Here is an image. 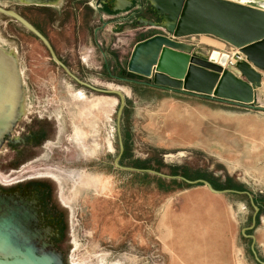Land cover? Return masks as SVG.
<instances>
[{
    "label": "rangeland",
    "instance_id": "1",
    "mask_svg": "<svg viewBox=\"0 0 264 264\" xmlns=\"http://www.w3.org/2000/svg\"><path fill=\"white\" fill-rule=\"evenodd\" d=\"M26 3L0 0L33 21L36 6ZM186 38L204 52H229L233 63L244 58L213 35L180 39L193 44ZM0 49L16 58L21 93L0 142V189L39 192L45 223L58 230L52 239L61 264H261L253 245L264 261V77L249 106L154 87L129 71L121 48L109 51L107 67L97 56L85 62L55 49L82 81L125 95L120 165L236 191L216 194L202 183L117 167L120 98L79 84L43 42L2 13ZM238 192L260 208L254 227L251 198Z\"/></svg>",
    "mask_w": 264,
    "mask_h": 264
},
{
    "label": "water",
    "instance_id": "2",
    "mask_svg": "<svg viewBox=\"0 0 264 264\" xmlns=\"http://www.w3.org/2000/svg\"><path fill=\"white\" fill-rule=\"evenodd\" d=\"M160 25L151 21L150 25L159 26L167 34H156L139 42L132 53L128 69L153 80L150 85L177 89L212 96L238 104L251 105L256 101V90L262 86L264 77V1L263 0H148ZM0 13L10 16L49 49L54 61L59 64L79 84L102 93L117 95L120 108L117 114L119 155L115 165L124 170L153 173L163 178L182 179L188 184L202 183L216 194L236 192L217 190L205 179L189 180L183 176L168 175L153 169H141L120 165L124 153L121 121L126 106L125 95L118 90L97 88L78 78L56 54L53 46L30 21L13 9L0 5ZM213 35L243 54L244 58L232 62L229 52L209 50L204 52L193 44L180 41L192 35ZM5 99V80L0 66V100ZM4 103V102H3ZM1 115V114H0ZM255 208L253 226L260 208L252 195L246 192ZM253 239L254 237L251 236ZM259 263L264 264L254 248ZM45 255L52 256L51 252ZM56 256V254H55ZM24 259H0V264H47L43 258L29 261Z\"/></svg>",
    "mask_w": 264,
    "mask_h": 264
},
{
    "label": "crops",
    "instance_id": "3",
    "mask_svg": "<svg viewBox=\"0 0 264 264\" xmlns=\"http://www.w3.org/2000/svg\"><path fill=\"white\" fill-rule=\"evenodd\" d=\"M26 2H28L26 5L36 6L35 20H30L26 16L27 13L17 12L45 33L56 50L63 49L67 54L70 52L69 54L73 55H83L85 62L91 56H97L100 61L102 60L104 67L111 64L109 51L113 48L122 49L128 65L135 46L151 36L162 33L151 30H163L162 27L150 25L151 21L158 25L161 21L146 15L148 12L152 13L148 0H26ZM48 32H51L52 36H49ZM182 41L193 43L201 49L198 44L187 38ZM81 47L84 49L83 52H80ZM115 64L117 66V61ZM257 96L256 93V101Z\"/></svg>",
    "mask_w": 264,
    "mask_h": 264
},
{
    "label": "flooded vegetation",
    "instance_id": "4",
    "mask_svg": "<svg viewBox=\"0 0 264 264\" xmlns=\"http://www.w3.org/2000/svg\"><path fill=\"white\" fill-rule=\"evenodd\" d=\"M32 24L35 26L34 23ZM42 34L49 40V37L45 33ZM4 54V59L7 64L12 65L18 71L16 58L6 53ZM16 71L15 73L18 79L15 82L18 81L19 84L20 76L19 72L17 74ZM45 218V203L39 198L38 191L25 189L22 191H3L0 189V259L28 260L24 258V255H27L30 257L29 261H37L40 257L46 262H49L47 264L63 263L64 257L57 250L52 239L58 230L55 231L52 225L46 224ZM47 252H51L54 255L47 256L45 255Z\"/></svg>",
    "mask_w": 264,
    "mask_h": 264
},
{
    "label": "bare ground",
    "instance_id": "5",
    "mask_svg": "<svg viewBox=\"0 0 264 264\" xmlns=\"http://www.w3.org/2000/svg\"><path fill=\"white\" fill-rule=\"evenodd\" d=\"M4 52L0 49V66L2 67L5 80V103L6 109L0 115V142L5 133L9 132L14 120L16 119V108L19 103V84L16 79V69L8 65L4 59ZM18 74V71H16Z\"/></svg>",
    "mask_w": 264,
    "mask_h": 264
},
{
    "label": "trees",
    "instance_id": "6",
    "mask_svg": "<svg viewBox=\"0 0 264 264\" xmlns=\"http://www.w3.org/2000/svg\"><path fill=\"white\" fill-rule=\"evenodd\" d=\"M155 87V86H154ZM214 187H216L215 185H214Z\"/></svg>",
    "mask_w": 264,
    "mask_h": 264
}]
</instances>
